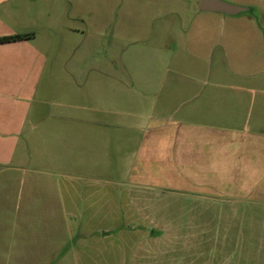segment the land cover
<instances>
[{
	"label": "crops",
	"instance_id": "obj_1",
	"mask_svg": "<svg viewBox=\"0 0 264 264\" xmlns=\"http://www.w3.org/2000/svg\"><path fill=\"white\" fill-rule=\"evenodd\" d=\"M225 1L0 0V264H264V0Z\"/></svg>",
	"mask_w": 264,
	"mask_h": 264
},
{
	"label": "rangeland",
	"instance_id": "obj_2",
	"mask_svg": "<svg viewBox=\"0 0 264 264\" xmlns=\"http://www.w3.org/2000/svg\"><path fill=\"white\" fill-rule=\"evenodd\" d=\"M75 1H77L78 5H79L76 13L78 12V14H81V15L87 14L86 11H87L88 7H87L86 3H88L90 0H75ZM96 4L98 7V13H104L105 14L107 11H109V13L110 12L113 13L114 23H113L112 27L115 28V31H118L119 30V15H122L125 11L124 0H113V4H111L110 2L108 4L107 0H97ZM162 7H163L164 11L166 10L165 12H168V10L176 9L175 6H167L166 4ZM190 8L191 7L184 6V7H181L180 11L187 14L188 12H190ZM187 9L189 10L188 12H187ZM170 17H172V16L170 15ZM130 26H131V31L136 32L138 34L139 30L136 28V27H138L137 24L135 25L136 27L134 26L133 23ZM135 37H138V36L136 35ZM132 38H134V37H132ZM137 44L138 43H136V44L131 43L129 45L130 51H128L127 48L122 47L123 49L121 48L120 52H119V54L122 56L124 54L123 50H125L126 55H124V56H125V58H127V57H129V55L131 54V51H132V55H130V57L128 59L129 63L131 64V66H130L131 67V69H130L131 77L133 79L147 78V79H153L154 81L158 80V78L162 77L161 71L156 70L155 68H149L146 65H144V61H141L139 59V57L141 55H140V52L137 48ZM134 55H136V58H134ZM137 57H138V59H137ZM122 74H124L123 76L128 77L127 73H122ZM151 90H154V86L151 87ZM5 264H13L12 261H10V257L7 258V260L5 261Z\"/></svg>",
	"mask_w": 264,
	"mask_h": 264
},
{
	"label": "water",
	"instance_id": "obj_3",
	"mask_svg": "<svg viewBox=\"0 0 264 264\" xmlns=\"http://www.w3.org/2000/svg\"><path fill=\"white\" fill-rule=\"evenodd\" d=\"M199 8L202 11L221 12L230 15L247 10V7L229 3L225 0H200Z\"/></svg>",
	"mask_w": 264,
	"mask_h": 264
},
{
	"label": "trees",
	"instance_id": "obj_4",
	"mask_svg": "<svg viewBox=\"0 0 264 264\" xmlns=\"http://www.w3.org/2000/svg\"><path fill=\"white\" fill-rule=\"evenodd\" d=\"M32 33L14 34L0 37V43L28 38Z\"/></svg>",
	"mask_w": 264,
	"mask_h": 264
}]
</instances>
